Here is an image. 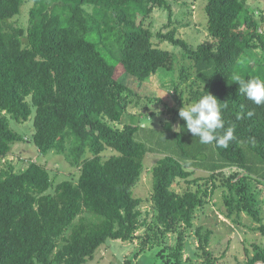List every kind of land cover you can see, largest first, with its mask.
I'll return each instance as SVG.
<instances>
[{
  "label": "trees",
  "instance_id": "trees-1",
  "mask_svg": "<svg viewBox=\"0 0 264 264\" xmlns=\"http://www.w3.org/2000/svg\"><path fill=\"white\" fill-rule=\"evenodd\" d=\"M176 1L188 5L0 0V162L13 146L33 143L43 156L66 154L79 172L58 182L21 151L20 161L31 162L26 168L0 169V264H87L117 240H142V251L158 248L161 264H195L184 260L188 233L199 240L201 264H216L213 232L196 220L221 189L226 218L240 226L247 216L263 238L244 248L242 264H264V105L239 95L234 82L235 76L264 78V15L249 7L257 0H208L207 37L194 45L172 21ZM161 11L168 19L154 30L151 19ZM165 72L174 75L167 87L179 108L156 96L142 99L123 79L143 85ZM206 92L227 103L224 128L235 129L227 148L201 144L178 115ZM141 100L148 112H131ZM155 104L174 115L161 129L146 127L157 116L149 111ZM33 114L32 136L11 128L10 120L27 123ZM151 153L163 157L152 169L149 222L133 189ZM196 170L207 176L195 177Z\"/></svg>",
  "mask_w": 264,
  "mask_h": 264
},
{
  "label": "rangeland",
  "instance_id": "rangeland-1",
  "mask_svg": "<svg viewBox=\"0 0 264 264\" xmlns=\"http://www.w3.org/2000/svg\"><path fill=\"white\" fill-rule=\"evenodd\" d=\"M187 6L183 5L182 1H176L172 5L173 22L178 27L179 37L188 41L191 44L199 45L203 43L207 37V16L205 14V6L208 0H186ZM31 7V4L27 5L23 9L21 16V22L26 23L27 14ZM249 7L254 11L259 18L264 15V0L252 1L249 3ZM168 12L161 11L153 15L151 19L154 30L161 28V26L167 21ZM189 24V26H187ZM157 43V41H156ZM159 47H164L172 50L173 48L159 44ZM173 73L165 72L152 77L147 83L140 85L136 81L131 79H125L126 83L134 88L142 99L146 97H160L163 99L164 104L167 103L170 107H177V101L174 98L171 89H168V85L173 80ZM146 101H140V107H131V112H138L141 109L146 110ZM154 110L157 116L150 124L149 121L146 127L150 129H161L162 123L171 121L174 117L173 114H168L165 111V106L161 104L151 105L149 111ZM144 112H148L145 111ZM35 115L33 114L27 123L18 124L13 120H10L11 128L20 135L33 134V122ZM178 127L177 124L173 125ZM29 133V134H28ZM32 133V134H31ZM13 154L0 162V169L7 167L9 163H12L17 170L26 168L29 163L20 161L19 152L24 153L25 156L32 158V161H37L40 164H45L52 176L61 182L65 179L76 178L79 174L78 170L71 166L65 155H56L51 152L46 156L39 153L38 149L33 143L23 144L19 143L13 146ZM111 152V151H110ZM113 153V152H112ZM163 157L159 153H151L147 156L145 161V172L143 174L141 183L134 189V196L143 200L141 207L143 216L150 222L152 219V208L150 203V196L153 186L152 169L157 162ZM234 171V170H233ZM207 176V173L196 170L195 177ZM79 177V175H78ZM57 182V183H58ZM183 185V184H181ZM177 192L181 193L179 185L175 186ZM225 192L223 189L218 190L213 197L212 201L204 210L198 214L196 224L204 226L207 230H211L213 235L210 241V250L216 259V264H242L246 261L244 248L250 247L252 244L261 242V233L253 231L257 225L247 216L244 215L242 225L237 226L227 219L224 213L227 211L225 204ZM261 199L264 202V186L262 188ZM144 233L141 230L138 234ZM186 238V249L184 251V260L191 259L195 264H201L204 262L202 257H197L200 254L199 240L193 233H188ZM176 237H169V243L175 244ZM141 241L136 240L132 243H125L122 241H108L102 246L92 261L87 264H161L157 259L156 249H147L142 251ZM251 248V247H250Z\"/></svg>",
  "mask_w": 264,
  "mask_h": 264
},
{
  "label": "clouds",
  "instance_id": "clouds-1",
  "mask_svg": "<svg viewBox=\"0 0 264 264\" xmlns=\"http://www.w3.org/2000/svg\"><path fill=\"white\" fill-rule=\"evenodd\" d=\"M234 82L239 85V95H243L255 105H264V78L256 76L243 79L235 76ZM222 106L227 107V103L219 102L215 96L206 92L198 100L187 106L183 105L178 115L186 121V129L194 137H198L201 144L208 145L215 142L218 148H227L230 141L234 139L235 129L233 127L224 128ZM247 114L248 116L253 115L252 112ZM239 118L240 116L237 115V119ZM177 128L174 127V131Z\"/></svg>",
  "mask_w": 264,
  "mask_h": 264
}]
</instances>
